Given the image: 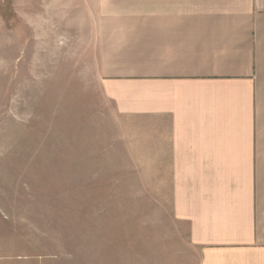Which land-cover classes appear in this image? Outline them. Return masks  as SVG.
<instances>
[{
    "label": "rangeland",
    "instance_id": "374dc122",
    "mask_svg": "<svg viewBox=\"0 0 264 264\" xmlns=\"http://www.w3.org/2000/svg\"><path fill=\"white\" fill-rule=\"evenodd\" d=\"M68 15L0 0V264H200Z\"/></svg>",
    "mask_w": 264,
    "mask_h": 264
},
{
    "label": "crops",
    "instance_id": "0c3cea01",
    "mask_svg": "<svg viewBox=\"0 0 264 264\" xmlns=\"http://www.w3.org/2000/svg\"><path fill=\"white\" fill-rule=\"evenodd\" d=\"M68 13L149 171L169 174L200 264H264V0H68Z\"/></svg>",
    "mask_w": 264,
    "mask_h": 264
}]
</instances>
